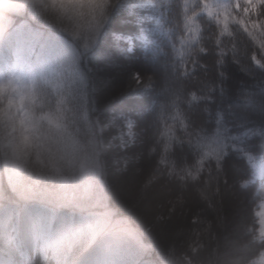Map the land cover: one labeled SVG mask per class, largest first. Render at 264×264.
Instances as JSON below:
<instances>
[{
	"label": "trees",
	"instance_id": "16d2710c",
	"mask_svg": "<svg viewBox=\"0 0 264 264\" xmlns=\"http://www.w3.org/2000/svg\"><path fill=\"white\" fill-rule=\"evenodd\" d=\"M9 1L0 0V8L15 11L7 6ZM83 2L31 0L26 10H17L20 15L0 38V67L6 60L11 61L16 63L14 74L24 76L26 73L27 77V109L22 118L25 124L17 118L15 125L20 130L15 143L10 140L14 135V94L10 86L0 85V264H256V258L264 254V243L254 238L252 231L253 211L259 201L255 203L251 195L253 192L264 195V187L242 189L239 174L235 183L229 177H222L217 206L211 208L197 201L189 182L186 191L191 195L187 204L173 207L175 178L165 173L151 179L150 168L158 156L148 155L153 146L154 130L150 127L152 114L149 110L164 99V79L147 61L142 44L135 46L131 57L116 51L103 59L93 56L89 69L97 88L96 103L102 110L121 107L116 97L119 90L126 87L132 72L139 71L153 78L152 88L136 98L139 102L135 105L134 118L139 127L135 129L138 133L135 146L127 154L110 151L92 131L83 111L87 104L85 97L90 95L91 89L80 76H73L69 88L64 71L76 57L73 42L76 32L90 22L76 11ZM198 2L166 0L168 7L160 22L169 30V35L162 38L165 41L163 52L171 54L173 40L176 48H180L183 6L187 4L191 8ZM88 3L99 5L101 0H88ZM134 20L127 13L118 14L112 27L134 34L138 27ZM197 24L204 26L203 43L210 51L202 59L208 63L209 72L207 76L200 72L187 87L195 90L214 80L218 90L219 69L214 66L216 43L210 38L218 30L215 23L209 24L204 16L198 18ZM233 27L230 25V29ZM239 31L240 37L222 38L228 49L232 48L230 40L250 39ZM256 47L258 50V45ZM225 76L224 96L217 98V107L231 104L234 111L239 112L241 93H259L264 89V72L233 63L230 51ZM250 118L248 126L258 130L259 111H253ZM192 119L198 123L210 122L209 114L199 110L192 114ZM233 124L230 119L228 126L232 128ZM177 134H180L178 128ZM251 143L257 155L253 170L264 174V146L258 131ZM234 162L238 167L243 164ZM134 168H138L134 173L138 177L134 196L123 202L125 199L116 193L114 181L132 173ZM203 175L207 176V172ZM94 179L102 185L108 217L104 223L92 222L87 228L75 229L73 224L79 219L76 210L57 202L80 194ZM225 179L227 187L223 185ZM149 201L153 203L150 211ZM37 204L54 206L44 259L32 243L26 223ZM189 211L201 212L206 222L193 229ZM122 227L134 231L137 242L123 234ZM171 229L178 233L173 241H167L164 236Z\"/></svg>",
	"mask_w": 264,
	"mask_h": 264
},
{
	"label": "snow or ice",
	"instance_id": "6c2138e0",
	"mask_svg": "<svg viewBox=\"0 0 264 264\" xmlns=\"http://www.w3.org/2000/svg\"><path fill=\"white\" fill-rule=\"evenodd\" d=\"M167 7L166 0H101L99 5L84 0L76 11L82 19L90 22L81 26L73 38L76 57L65 68V76L69 88L72 87L73 76L87 81V88L91 89L83 107L87 123L108 150L127 154L138 140L135 129L139 124L134 118L135 105L139 102L136 98L152 88L153 78L143 76L139 71L132 72L126 87L120 89L116 97L121 107L102 110L96 103L97 88L89 69L93 56L103 59L116 51L131 57L135 46L142 44L147 61L164 79V99L154 103L149 110L152 114L150 127L154 130L151 137L153 146L148 155L158 156L150 168L151 179L160 178L165 173L175 178L177 188L173 207L187 204L191 193L186 190L191 182V192L195 193L197 201L216 208L222 177H229L235 183L239 174L242 189L264 187V174L253 170L257 155L251 143L258 131L264 146V89L259 93H241L239 112L234 111L231 104L216 106L217 98L224 96L222 82L226 78L225 64L229 51L233 63L264 72V0H199L191 8L185 4L180 48H176L175 40L171 41V54L162 51L165 43L162 38L169 35V30L160 21ZM126 13L133 16L138 25L134 34L112 27L116 16ZM202 16L208 18L209 24L215 23L218 30L210 37L216 43L214 66L219 69L216 77L220 81L218 90L214 80L195 90L187 87L200 72L205 76L209 72L208 63L202 57H207L210 50L203 43L204 26L197 24ZM230 25L234 27L230 29ZM239 30L250 39L241 42L230 40L232 48L228 49L222 38L240 37ZM197 110L207 112L210 122L193 120L192 114ZM253 111H259L261 116L258 130L248 126ZM230 119L234 122L232 128L228 126ZM234 160L243 164L238 167ZM205 172L207 176L203 175ZM223 185L228 186L227 179ZM251 199L255 203L259 201L253 211L254 238L264 243V195L253 192ZM188 218L193 229L206 222L201 212L189 211ZM256 264H264V255L256 258Z\"/></svg>",
	"mask_w": 264,
	"mask_h": 264
},
{
	"label": "rangeland",
	"instance_id": "374dc122",
	"mask_svg": "<svg viewBox=\"0 0 264 264\" xmlns=\"http://www.w3.org/2000/svg\"><path fill=\"white\" fill-rule=\"evenodd\" d=\"M9 2V5L7 4L8 7H10L15 0H10ZM13 10L17 11L19 9L13 8ZM15 70L16 63L8 60H6L3 66L0 67V85L6 84L10 86L15 98L13 112L14 127L12 129L14 135L10 138L12 143H15L14 139L18 138L17 132L20 130L18 125H15V122H17L18 118L22 121L23 125L25 124L22 118L23 115L26 114L25 109H27L25 96L26 73L23 74L24 76L19 74L15 75ZM22 130L23 126H21V131ZM136 171H138V168H134L132 173H127L121 177H117L114 181L115 191L118 195H121L125 199L123 202L130 201L132 196H134L135 184L138 178L137 175L134 174ZM57 203L76 210L79 219L77 223L73 224L75 229H79L81 227L87 228L91 226L92 222L97 223L99 221H103L104 223L108 217V212L104 208L105 205L103 203L102 185L96 179L91 181L80 194L71 197L66 201H58ZM236 203H239L238 200ZM148 205V211H150L153 206L152 201ZM233 205H235L234 202L232 203V206ZM53 215L54 206L37 204L29 213V219L27 218L26 223L28 225V230L31 233L32 243L37 247L38 254L42 259H44L47 254L49 228L52 223ZM120 230L123 234L129 236L131 240L137 242V236L134 231L125 227H122ZM177 233L176 229H171L167 232V235L164 236V239L167 237V241H173L174 236L177 235ZM254 262L256 263V260Z\"/></svg>",
	"mask_w": 264,
	"mask_h": 264
},
{
	"label": "clouds",
	"instance_id": "9594fccd",
	"mask_svg": "<svg viewBox=\"0 0 264 264\" xmlns=\"http://www.w3.org/2000/svg\"><path fill=\"white\" fill-rule=\"evenodd\" d=\"M30 3L31 0H15L10 7L19 10H26ZM19 15V11H6L3 8H0V38H3L7 34Z\"/></svg>",
	"mask_w": 264,
	"mask_h": 264
}]
</instances>
